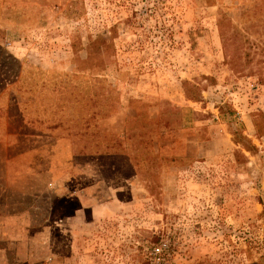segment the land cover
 Segmentation results:
<instances>
[{
  "label": "rangeland",
  "instance_id": "1",
  "mask_svg": "<svg viewBox=\"0 0 264 264\" xmlns=\"http://www.w3.org/2000/svg\"><path fill=\"white\" fill-rule=\"evenodd\" d=\"M264 0H0V264H264Z\"/></svg>",
  "mask_w": 264,
  "mask_h": 264
},
{
  "label": "crops",
  "instance_id": "2",
  "mask_svg": "<svg viewBox=\"0 0 264 264\" xmlns=\"http://www.w3.org/2000/svg\"><path fill=\"white\" fill-rule=\"evenodd\" d=\"M263 99H264V95H263ZM261 109H264V101L261 103ZM260 138H263V140H264V134H262L261 136H260Z\"/></svg>",
  "mask_w": 264,
  "mask_h": 264
}]
</instances>
